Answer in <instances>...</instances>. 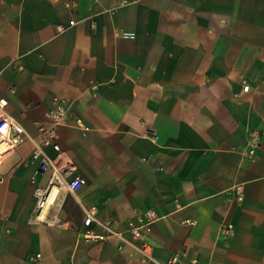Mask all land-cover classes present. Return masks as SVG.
<instances>
[{
    "label": "crops",
    "instance_id": "0c3cea01",
    "mask_svg": "<svg viewBox=\"0 0 264 264\" xmlns=\"http://www.w3.org/2000/svg\"><path fill=\"white\" fill-rule=\"evenodd\" d=\"M0 95L29 136L59 96L88 125H59V154L43 147L85 178L43 220L34 190L51 168L29 139L3 156L0 264H264V0H0ZM91 206L98 232L153 209L147 257L83 239Z\"/></svg>",
    "mask_w": 264,
    "mask_h": 264
},
{
    "label": "built area",
    "instance_id": "2783aa9c",
    "mask_svg": "<svg viewBox=\"0 0 264 264\" xmlns=\"http://www.w3.org/2000/svg\"><path fill=\"white\" fill-rule=\"evenodd\" d=\"M73 20L69 21L72 24ZM58 29L66 28L65 25H57ZM248 88V84L243 85V90ZM73 101L67 97H56L52 106L48 110V117L51 119V124L47 127H40L36 136H29L20 122L9 114L6 110L8 100L5 96L0 95V162L3 156L19 143L26 139L34 142L35 146L32 152V158L38 160V169L44 170L47 167L51 168V176L48 184L45 187H36L34 190L35 200V218L43 220L41 212L54 202L56 193L59 190H66L74 192L78 190L84 183L85 178L81 176H74L71 179H66L63 174L62 166L56 158H50L43 150L44 146H52L58 154L61 152L59 143L57 142V127L62 124L70 123L76 128L86 131L88 125L79 115L71 113ZM260 142V132L257 130L253 134V146L250 147L249 156L254 155L256 146ZM96 208L91 206L86 209L83 219V227L81 229V236L83 239L90 240H105L108 236H119L124 243L133 245L137 250L146 256L148 248L151 246L143 237L145 232L150 229L151 222L155 220V213L153 209L145 210L144 215L135 219H128L127 228L125 231H117L110 224H103V232H98L94 227ZM187 223H194V220H185ZM232 226L226 224L223 226L225 232H229ZM121 248V246H119ZM36 257H40V253H36ZM211 264L208 261L202 260L198 257L192 256L183 259L182 252H176L171 255L166 264ZM33 264H42L40 261L31 260ZM148 263V257L143 260V264Z\"/></svg>",
    "mask_w": 264,
    "mask_h": 264
}]
</instances>
